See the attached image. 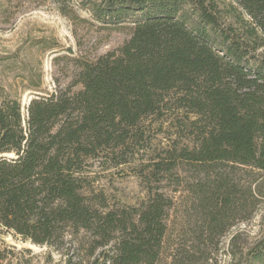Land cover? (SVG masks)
<instances>
[{
  "label": "trees",
  "instance_id": "16d2710c",
  "mask_svg": "<svg viewBox=\"0 0 264 264\" xmlns=\"http://www.w3.org/2000/svg\"><path fill=\"white\" fill-rule=\"evenodd\" d=\"M75 1L105 25L132 22V32L83 62L67 88L23 103L0 84V230L64 264H149L156 253L155 264H213L229 229L264 201V0ZM177 109L193 146L175 143L165 158L192 175L170 225L158 190L139 206L85 192L73 173L94 158L128 162L146 137L142 120ZM15 253L0 249V264ZM243 262L264 264V235Z\"/></svg>",
  "mask_w": 264,
  "mask_h": 264
},
{
  "label": "rangeland",
  "instance_id": "374dc122",
  "mask_svg": "<svg viewBox=\"0 0 264 264\" xmlns=\"http://www.w3.org/2000/svg\"><path fill=\"white\" fill-rule=\"evenodd\" d=\"M132 27L130 21L116 25L98 22L75 0H0V84L19 95L23 103L41 90L67 88L74 84L83 62L118 49L130 37ZM36 83L39 91L29 87ZM81 87L73 85L75 90ZM185 112L177 109L162 117L144 118L141 128L146 137L131 143L128 162L113 165L105 158H94L73 175L83 180L88 195L103 193L111 206H139L150 196V189L163 192L170 198L164 218L166 226L170 225L174 204L186 194L184 182L192 175L188 165L165 158L166 150L175 143L193 146L192 126ZM263 235L264 201L251 219L240 220L229 229L220 250L213 254V264H243L244 254ZM13 247L16 253L10 255L11 264H64L65 257L58 251L0 230V249ZM158 254L149 264L157 262Z\"/></svg>",
  "mask_w": 264,
  "mask_h": 264
},
{
  "label": "water",
  "instance_id": "95a60500",
  "mask_svg": "<svg viewBox=\"0 0 264 264\" xmlns=\"http://www.w3.org/2000/svg\"><path fill=\"white\" fill-rule=\"evenodd\" d=\"M32 97H33V96L29 97V98H28V101H30V99H31Z\"/></svg>",
  "mask_w": 264,
  "mask_h": 264
}]
</instances>
